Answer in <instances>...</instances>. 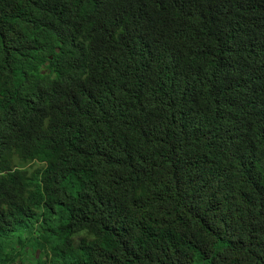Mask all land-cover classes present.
Wrapping results in <instances>:
<instances>
[{"label": "trees", "instance_id": "trees-1", "mask_svg": "<svg viewBox=\"0 0 264 264\" xmlns=\"http://www.w3.org/2000/svg\"><path fill=\"white\" fill-rule=\"evenodd\" d=\"M14 233L32 264H264V0H0V264Z\"/></svg>", "mask_w": 264, "mask_h": 264}, {"label": "rangeland", "instance_id": "rangeland-1", "mask_svg": "<svg viewBox=\"0 0 264 264\" xmlns=\"http://www.w3.org/2000/svg\"><path fill=\"white\" fill-rule=\"evenodd\" d=\"M39 166L40 165H37V167H39ZM35 228H37L36 225H35ZM37 234L38 233L34 231V233L32 235L36 236ZM19 236H20V239L23 240L26 238L27 234L21 233ZM17 240H18V237H17L16 233H14L12 235V237L10 238L11 242H6L4 245L5 252H9V253L17 255V258L14 261L15 262L14 264H20V261L23 264H32L34 261L33 255L40 253L47 246L46 244H44L42 242H25L23 240L24 242H22V243H23L24 247L22 248V244H20V242H18ZM33 247L35 248L34 254L30 255L29 251Z\"/></svg>", "mask_w": 264, "mask_h": 264}]
</instances>
